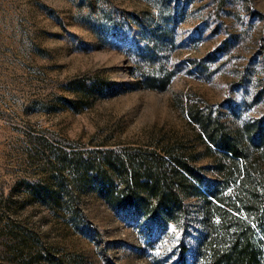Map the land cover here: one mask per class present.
Segmentation results:
<instances>
[{
    "label": "rangeland",
    "instance_id": "1",
    "mask_svg": "<svg viewBox=\"0 0 264 264\" xmlns=\"http://www.w3.org/2000/svg\"><path fill=\"white\" fill-rule=\"evenodd\" d=\"M190 107L242 139L264 117V0H0V264H175L176 226L117 211L75 165L174 147L222 179ZM248 162L264 176V145Z\"/></svg>",
    "mask_w": 264,
    "mask_h": 264
},
{
    "label": "trees",
    "instance_id": "2",
    "mask_svg": "<svg viewBox=\"0 0 264 264\" xmlns=\"http://www.w3.org/2000/svg\"><path fill=\"white\" fill-rule=\"evenodd\" d=\"M172 73L148 77L164 90ZM207 146L220 150L229 161L217 165L222 179L204 181L193 164L195 156L174 147L146 150L145 154L99 151L96 162H77L75 175L81 189H89L119 212L147 217L155 228L180 230L175 264H264V176L249 161V147L264 145V117L244 139L229 133L210 111L189 108ZM202 186L204 191L198 186ZM200 200L202 229L189 261V198Z\"/></svg>",
    "mask_w": 264,
    "mask_h": 264
}]
</instances>
